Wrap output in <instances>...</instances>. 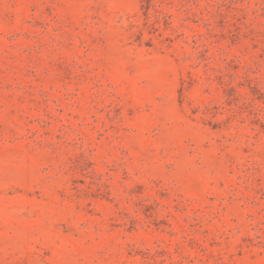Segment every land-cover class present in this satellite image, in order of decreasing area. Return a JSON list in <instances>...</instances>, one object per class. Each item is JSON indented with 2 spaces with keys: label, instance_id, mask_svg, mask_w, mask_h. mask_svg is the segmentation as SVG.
I'll return each mask as SVG.
<instances>
[{
  "label": "rangeland",
  "instance_id": "obj_1",
  "mask_svg": "<svg viewBox=\"0 0 264 264\" xmlns=\"http://www.w3.org/2000/svg\"><path fill=\"white\" fill-rule=\"evenodd\" d=\"M0 264H264V0H0Z\"/></svg>",
  "mask_w": 264,
  "mask_h": 264
}]
</instances>
